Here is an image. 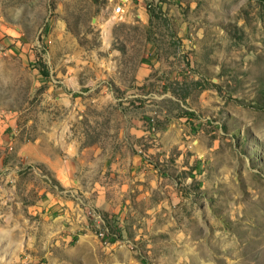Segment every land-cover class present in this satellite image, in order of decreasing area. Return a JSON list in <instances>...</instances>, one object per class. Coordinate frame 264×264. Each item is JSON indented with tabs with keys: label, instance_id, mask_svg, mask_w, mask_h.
<instances>
[{
	"label": "rangeland",
	"instance_id": "1",
	"mask_svg": "<svg viewBox=\"0 0 264 264\" xmlns=\"http://www.w3.org/2000/svg\"><path fill=\"white\" fill-rule=\"evenodd\" d=\"M120 1L0 0V264H112L142 246L156 264H256L264 0H129L116 15ZM66 142L88 174L76 187L35 159L63 167ZM135 156L168 178L159 231L135 192L114 196L125 214L97 202L100 172Z\"/></svg>",
	"mask_w": 264,
	"mask_h": 264
},
{
	"label": "crops",
	"instance_id": "2",
	"mask_svg": "<svg viewBox=\"0 0 264 264\" xmlns=\"http://www.w3.org/2000/svg\"><path fill=\"white\" fill-rule=\"evenodd\" d=\"M26 146V147H25ZM36 143L32 144H24L23 150H22V155L24 160H42L46 161L50 164V169L52 171V174L55 178L64 181L66 185H69L70 187H76L80 182L84 184L85 180H88V174L83 173L81 171L80 177L76 176L72 169L71 163L67 160L69 158V154L71 151L69 150V145L66 142L65 143V150L60 149L59 150V158L66 159L64 166H59V164H62L60 160L58 161H51L47 160L50 155L48 153V156L46 154V151H39L38 155H35V159H33L32 154L30 153L32 149L37 148ZM56 154H58L56 152ZM55 155V154H54ZM143 161L142 157L135 156V161L134 163L137 164L136 167H123L121 168L120 166L114 167L111 171L105 172L101 171V175H103V182L105 186H102V190L104 191V194L100 195L98 197V203H103L105 205V210L107 213L110 214H115L116 212H121L124 214L128 211H126V207L124 203H119L121 206H118L116 209V203H114V196L118 194V197H121L120 200H124L127 195V201H131V195H136V200L140 202V204H147L150 206L151 211L149 210V214L146 215V222L150 223V228L159 231L160 230V224L159 222L163 221L164 219L167 220V216H162L164 213V208L172 206V203L169 202L168 198H163L162 195L165 194L163 189H161V186L163 183L168 181L167 177H162L160 176L159 169L149 166ZM97 186L99 185V182H96ZM116 190V192H115ZM89 194V192H86ZM111 193L112 196L109 194ZM117 193V194H116ZM105 195L107 196V199L105 198ZM103 198H105V201H103ZM177 200H180L176 196ZM177 205V204H176ZM163 211V212H162ZM162 212V213H161ZM127 215H121L119 220H116L115 216H111L113 222H117L116 224L120 226L121 232H122V227H124V221L126 220ZM144 217V216H143ZM144 219V220H145ZM142 222V221H141ZM138 228H142L141 226ZM150 229V232H151ZM142 230V229H140ZM153 231L150 236L155 233ZM150 237H148L147 233V227L146 229L142 232V234H138V239L141 240V244L146 243V241L150 240ZM158 239V238H157ZM159 241V240H157ZM155 242V241H154ZM120 242L117 241L113 244L115 247L117 244ZM158 246L156 244L155 246H152L151 249L147 250L148 253H158L161 251L159 248H155ZM144 247V246H142ZM142 247H140L138 250H134L133 254L136 255L137 257H131L129 258L128 261L122 262V261H116L113 262L112 264H156L150 262V261H145L142 260L141 258L138 257V254L142 253ZM148 247V246H147ZM127 249V248H126ZM121 250V249H119ZM125 250V249H122Z\"/></svg>",
	"mask_w": 264,
	"mask_h": 264
},
{
	"label": "built area",
	"instance_id": "3",
	"mask_svg": "<svg viewBox=\"0 0 264 264\" xmlns=\"http://www.w3.org/2000/svg\"><path fill=\"white\" fill-rule=\"evenodd\" d=\"M129 0H121L120 3L114 8V13L116 15H123L125 14V11H126V2H128ZM100 236L101 237H104L105 236V233L104 232H101L100 233Z\"/></svg>",
	"mask_w": 264,
	"mask_h": 264
},
{
	"label": "bare ground",
	"instance_id": "4",
	"mask_svg": "<svg viewBox=\"0 0 264 264\" xmlns=\"http://www.w3.org/2000/svg\"><path fill=\"white\" fill-rule=\"evenodd\" d=\"M260 250H264V247L263 246H259L255 249V252H254V259L258 262H260L261 264H264V255H262V253L260 254L259 252H261ZM257 254H259V259H257ZM257 262V263H258ZM256 263V264H257Z\"/></svg>",
	"mask_w": 264,
	"mask_h": 264
}]
</instances>
